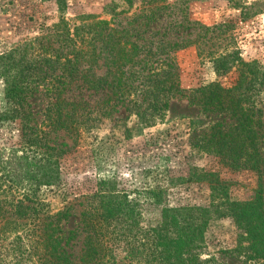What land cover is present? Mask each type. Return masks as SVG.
<instances>
[{
  "label": "trees",
  "instance_id": "trees-1",
  "mask_svg": "<svg viewBox=\"0 0 264 264\" xmlns=\"http://www.w3.org/2000/svg\"><path fill=\"white\" fill-rule=\"evenodd\" d=\"M122 1L131 7L132 0L111 1L106 5L109 19L82 15L70 25L61 18L0 53L4 83L0 124L13 123L18 133L10 148L0 150V264H219L201 258L210 209L170 205L161 185L143 189L144 203L160 209L156 223L144 226L135 199L100 179L81 204L83 239L77 256L69 247L78 233L66 235L64 229L73 206L52 212L36 195L40 187L60 180V159L73 146L57 143L51 135L64 131L76 142L83 129L121 108L150 121L172 98L181 96L203 111H227L231 119L227 132L225 122H217L201 139L205 145L200 146L219 155L225 135L230 152L238 155L245 152L244 140L238 139L247 136L254 145L258 138L253 124L254 116L258 121L264 111L259 99L262 93L264 97V65L239 55L229 36L235 21L206 25L190 18L183 3L177 7L165 0H141L139 9L126 15L128 9L118 10ZM247 14L241 10V20ZM163 15L172 17L176 34L172 39L167 32L150 31ZM189 45L216 74L233 73L230 85L215 81L193 89L181 87L173 53ZM37 92L45 96L40 125L35 124L30 102ZM95 93L105 96L101 101L89 98ZM252 148L256 154L257 147ZM204 175L211 190L223 192L217 174ZM261 204L259 190L244 201L226 203L227 214L247 242L241 264H264Z\"/></svg>",
  "mask_w": 264,
  "mask_h": 264
},
{
  "label": "rangeland",
  "instance_id": "rangeland-1",
  "mask_svg": "<svg viewBox=\"0 0 264 264\" xmlns=\"http://www.w3.org/2000/svg\"><path fill=\"white\" fill-rule=\"evenodd\" d=\"M111 1L121 0H62L61 6L57 0H0V53L41 34L43 28L61 18L70 25L77 23L82 15L109 19L111 13L107 12L106 5ZM165 3L177 7L183 3L190 18L206 25L233 19L235 26L229 36L241 58L264 65V0H165ZM140 5L141 0H132L131 7L122 1L118 10L128 9L126 15H130ZM241 10L248 13L242 20ZM171 18L163 15L150 25V31L167 32L170 39L176 37ZM173 57L184 89L215 81L230 85L233 80V73L216 74L212 64L197 55L194 45L175 51ZM3 89L0 79V110L4 106ZM104 96L95 93L89 98L101 101ZM259 99L264 102L263 93ZM30 102L35 124L40 125L45 96L37 92ZM229 117L227 111H203L186 98L175 96L167 108L150 121L121 108L111 117L101 118L83 129L76 142L64 131L55 132L51 137L57 143L73 146L60 159V180L52 186L40 187L36 195L52 212L68 204L73 206L64 229L66 235L68 231L78 233L69 247L77 256L83 239L79 224L81 204L86 195L96 190L100 179H106L118 190L125 191L130 199H135L140 210L139 223L144 226L156 223L160 209L144 203L143 189L161 185L167 189L166 202L170 205H201L210 209L202 259L219 264H241L248 251L247 242L242 238L243 230L227 214L226 203L244 201L259 190L264 213V111L258 121L254 116V131L259 134L253 139L256 154L247 136L237 140H244L246 155L230 152L227 135L223 155L200 146L205 145V140L201 142L202 136H207L215 123L225 122L227 132ZM17 139L13 123L0 124V150L10 148ZM237 146L240 148V143ZM207 173L220 177L223 192L217 194L211 190L208 176L204 175Z\"/></svg>",
  "mask_w": 264,
  "mask_h": 264
}]
</instances>
